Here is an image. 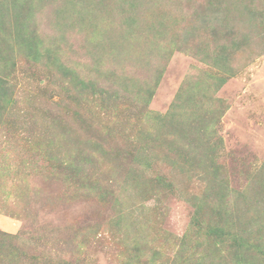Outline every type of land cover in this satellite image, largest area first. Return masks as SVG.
<instances>
[{"label": "rangeland", "instance_id": "1", "mask_svg": "<svg viewBox=\"0 0 264 264\" xmlns=\"http://www.w3.org/2000/svg\"><path fill=\"white\" fill-rule=\"evenodd\" d=\"M0 83V264L264 248V0H0Z\"/></svg>", "mask_w": 264, "mask_h": 264}, {"label": "trees", "instance_id": "2", "mask_svg": "<svg viewBox=\"0 0 264 264\" xmlns=\"http://www.w3.org/2000/svg\"><path fill=\"white\" fill-rule=\"evenodd\" d=\"M101 33L103 32V29H100ZM32 49V48H31ZM36 54L37 58L41 56V47L38 48V45L36 44ZM7 88L0 83V116H4L6 113L7 107L9 102L12 100L11 97H9V92L6 91ZM215 146L214 148H216ZM211 152V151H210ZM209 152V153H210ZM211 157L214 158V153H210ZM186 162V161H185ZM183 163V161H182ZM181 166V165H180ZM133 174L132 177L130 175V178L127 177V181L135 180L136 185L140 186V190L148 195V197H153L156 199H159L161 196V191L165 193L174 192L176 189V183L175 180L177 176L170 178L169 180H165L167 178H164L162 175H151L150 173L146 172V170L140 168H132ZM155 179V186H151V182ZM264 183V182H263ZM262 183V184H263ZM166 186H161V185ZM161 186V187H160ZM263 188V187H262ZM248 189L244 190L243 193H247ZM242 195H245L243 194ZM228 192H224L223 196H227ZM224 201L225 198H223ZM250 211V210H249ZM224 212L227 214V212L224 210ZM224 213V215H225ZM219 214H223V210H219ZM228 217V216H227ZM233 219V218H231ZM123 220V213L119 212L116 221L120 225L121 221ZM201 218L198 219L197 223L198 225H202ZM232 221V220H231ZM231 221L227 218L226 225L223 223H219L221 225V228H219V225L217 224V228H212L214 230H218L220 232L219 234H211L210 236H214L215 239L213 242L215 243V247H211L210 250H200L197 251L195 248L188 249L187 248V242L189 240H185V238L180 239V246L182 248H179L176 252V254L170 258L167 262L170 264H221L222 261L221 257H223V253L225 254V257L230 258L229 260L225 261L224 264H254V259L258 260L259 257H261L262 253H264L263 243H259L260 239L257 238L252 244V248H244L243 244L245 243V236L241 234L240 232H234L231 229ZM233 224V223H232ZM208 224L206 223V226ZM123 230V228L120 226L117 228V230ZM226 235L224 238H222V235ZM229 240V243L225 242ZM134 246L127 247V261L124 264H165L161 262L160 260H157L158 257H156L157 251L155 250L152 254L145 255L143 254V248L139 246L138 242L136 241ZM214 248L217 250H220L221 256L218 257V255L215 254ZM155 253V254H154ZM158 254V253H157ZM158 256V255H157ZM36 259H39V256H36ZM45 258L48 259L49 263H53L54 260H50L47 256ZM221 259V261L216 262V259ZM35 260V259H34ZM231 260V261H230ZM33 264V263H32ZM59 264H69L66 263V261L63 259L60 261Z\"/></svg>", "mask_w": 264, "mask_h": 264}]
</instances>
